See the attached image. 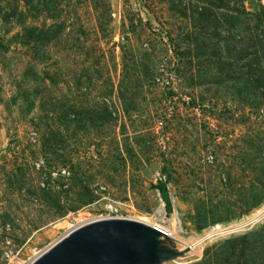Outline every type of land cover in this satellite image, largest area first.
<instances>
[{"label": "rangeland", "instance_id": "374dc122", "mask_svg": "<svg viewBox=\"0 0 264 264\" xmlns=\"http://www.w3.org/2000/svg\"><path fill=\"white\" fill-rule=\"evenodd\" d=\"M109 201L167 264H264V0H0V264Z\"/></svg>", "mask_w": 264, "mask_h": 264}, {"label": "water", "instance_id": "95a60500", "mask_svg": "<svg viewBox=\"0 0 264 264\" xmlns=\"http://www.w3.org/2000/svg\"><path fill=\"white\" fill-rule=\"evenodd\" d=\"M167 214L174 212L168 185L158 181ZM152 226L129 219L92 222L48 248L30 264H167L190 248Z\"/></svg>", "mask_w": 264, "mask_h": 264}, {"label": "bare ground", "instance_id": "6f19581e", "mask_svg": "<svg viewBox=\"0 0 264 264\" xmlns=\"http://www.w3.org/2000/svg\"><path fill=\"white\" fill-rule=\"evenodd\" d=\"M161 209H160V211L161 212H163V211H165L164 210V207H160ZM159 211V210H158ZM159 211V212H160ZM259 214H260V216L262 217L263 215H264V210H262V211H260L259 212ZM173 217H174V215H173ZM254 220L255 221H257L258 219H260L259 218V216H258V214L257 215H255L254 217ZM252 218V219H253ZM151 219V218H150ZM134 220V219H133ZM162 220V219H161ZM172 220V219H171ZM170 219H164V220H162V221H160L159 223H151V222H149V220L148 219H144V218H138V219H136V221H138V222H140V223H143V224H146V225H149V226H152V227H154V228H156V229H158V230H160V231H163V232H165L170 238H172V239H174V240H176V241H180L176 236H174V234L171 232L173 229H174V225H173V222L171 221ZM151 221V220H150ZM255 221H254V223H255ZM155 222V221H154ZM249 222V221H248ZM253 223V222H252ZM88 224H90V222H85V223H80V224H76V225H74V226H72V230H70V232L66 235V236H68L69 234H71V233H73V232H75L76 230H78V229H80V228H82V227H84V226H86V225H88ZM236 225V224H235ZM234 225V226H235ZM239 225V224H238ZM231 226V225H230ZM240 227V226H239ZM230 229H232V230H234L233 228H228L227 230H229V231H231ZM180 229L178 228V231H179ZM214 232H215V230H213ZM228 231V232H229ZM171 232V233H170ZM180 232V231H179ZM225 231H222V233H224ZM238 232V231H237ZM222 234L221 233V231L219 232H216L215 234ZM230 233V232H229ZM66 236H64V237H66ZM63 237V238H64ZM208 238V237H207ZM210 238V237H209ZM180 242H182V241H180ZM183 243V242H182ZM197 244V243H196ZM196 244H193V248H195V246H196ZM184 245H186L187 246V244L186 243H184ZM184 245H182V246H184ZM48 250V249H47ZM47 250H45L44 252H46ZM196 251V250H195ZM44 252H42V253H40L39 255H37V258H39ZM36 258V259H37ZM30 264V263H29Z\"/></svg>", "mask_w": 264, "mask_h": 264}, {"label": "built area", "instance_id": "2783aa9c", "mask_svg": "<svg viewBox=\"0 0 264 264\" xmlns=\"http://www.w3.org/2000/svg\"><path fill=\"white\" fill-rule=\"evenodd\" d=\"M127 204L121 203V202H114V201H109V203L105 206V216L100 217L98 221L102 220H108V219H121L119 217V210L122 209L123 206H126ZM92 223V222H90ZM9 232H10V227L6 226L5 227V235L3 237V243L6 245L5 248V257L10 258L11 256L13 257V249L11 247V239L9 238Z\"/></svg>", "mask_w": 264, "mask_h": 264}, {"label": "trees", "instance_id": "16d2710c", "mask_svg": "<svg viewBox=\"0 0 264 264\" xmlns=\"http://www.w3.org/2000/svg\"><path fill=\"white\" fill-rule=\"evenodd\" d=\"M262 231H264V229Z\"/></svg>", "mask_w": 264, "mask_h": 264}]
</instances>
